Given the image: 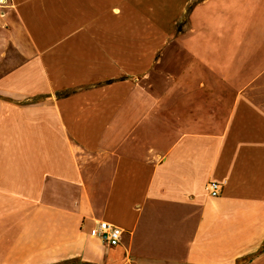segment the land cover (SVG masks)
I'll return each instance as SVG.
<instances>
[{
    "label": "crops",
    "instance_id": "1",
    "mask_svg": "<svg viewBox=\"0 0 264 264\" xmlns=\"http://www.w3.org/2000/svg\"><path fill=\"white\" fill-rule=\"evenodd\" d=\"M11 2L0 264H264V0Z\"/></svg>",
    "mask_w": 264,
    "mask_h": 264
},
{
    "label": "built area",
    "instance_id": "2",
    "mask_svg": "<svg viewBox=\"0 0 264 264\" xmlns=\"http://www.w3.org/2000/svg\"><path fill=\"white\" fill-rule=\"evenodd\" d=\"M11 0H0V19L3 17V10L10 7ZM206 192L211 198H216L220 195L223 189V184L218 182H208ZM90 236L98 239L102 244L108 247L118 246L122 237V230L105 221H94L93 228L90 230Z\"/></svg>",
    "mask_w": 264,
    "mask_h": 264
}]
</instances>
